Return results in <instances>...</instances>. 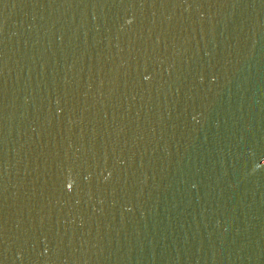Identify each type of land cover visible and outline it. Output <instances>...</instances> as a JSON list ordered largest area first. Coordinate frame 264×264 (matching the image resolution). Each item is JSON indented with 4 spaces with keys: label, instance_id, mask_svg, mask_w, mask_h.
Listing matches in <instances>:
<instances>
[{
    "label": "water",
    "instance_id": "obj_1",
    "mask_svg": "<svg viewBox=\"0 0 264 264\" xmlns=\"http://www.w3.org/2000/svg\"><path fill=\"white\" fill-rule=\"evenodd\" d=\"M0 264H264V0H0Z\"/></svg>",
    "mask_w": 264,
    "mask_h": 264
}]
</instances>
